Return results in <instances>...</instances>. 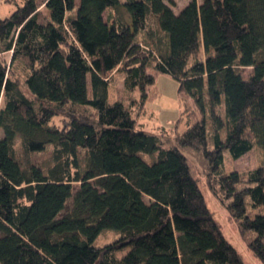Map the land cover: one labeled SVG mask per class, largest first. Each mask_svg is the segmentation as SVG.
I'll use <instances>...</instances> for the list:
<instances>
[{
	"label": "trees",
	"instance_id": "trees-1",
	"mask_svg": "<svg viewBox=\"0 0 264 264\" xmlns=\"http://www.w3.org/2000/svg\"><path fill=\"white\" fill-rule=\"evenodd\" d=\"M175 4L23 0L0 18V54L30 69L25 91L0 59V264H245L186 156L140 129L125 102L109 101L108 74L119 67L145 103L151 66L193 99L199 114L183 142L203 151L217 176L211 190L264 264V214L247 208L264 204V163L246 179L222 172L226 152L238 159L255 144L264 152V0H190L179 12ZM121 7L125 21L106 18ZM59 115L62 126L52 123ZM17 140L26 155L52 145L53 165L35 176ZM110 222L119 237L97 245Z\"/></svg>",
	"mask_w": 264,
	"mask_h": 264
},
{
	"label": "rangeland",
	"instance_id": "rangeland-1",
	"mask_svg": "<svg viewBox=\"0 0 264 264\" xmlns=\"http://www.w3.org/2000/svg\"><path fill=\"white\" fill-rule=\"evenodd\" d=\"M190 0H176V4L173 5L175 12H179ZM199 2L201 0H198ZM79 0H77V3ZM23 3V0H0V18H5L13 12L17 5ZM42 8L45 10L44 5ZM74 13V12H69ZM128 12L124 7L115 10L114 8H108L105 12L106 18L123 19L128 18ZM150 25L156 28V24L153 18L150 19ZM142 31L139 34L140 39L149 37L148 34H144ZM197 57L204 58V52L198 51ZM0 59L7 64L8 73L11 77L16 78L22 85V88L27 91L25 86V79L30 73V69L27 67L26 62L22 59L13 60L12 52H5L0 54ZM149 67L150 73L154 74L156 79L155 83L147 88L149 98L144 102H141L140 91H129L125 87V71L122 68L117 67L108 74L109 79V101L122 100L131 110L133 116L137 120V124L140 129L156 135L166 150L173 148L178 149L184 154L190 165L191 172L196 178L200 189L205 196L207 205L218 222L223 234L235 246L240 255L242 256L245 264H263L259 258H257L252 250L248 246V238L244 236L239 228L238 222L232 218L229 211L226 208V204L221 198L216 195L210 188L209 181L211 179L216 180V174L210 167V163L205 157L203 151L196 148L185 145L184 132L187 129V124L190 116L198 115L199 112L196 109L193 99L187 93H180L179 83L170 74L161 73ZM251 68H245V72H250ZM89 94L91 95V86L89 83ZM93 111L92 109H89ZM218 111L224 112V107H218ZM193 118V117H192ZM67 118L63 115L56 116L52 123L62 126ZM210 121V119H209ZM211 132V129H210ZM211 145V143H210ZM7 153V143L4 137V132L0 128V166ZM16 153L23 164L32 163L33 173L35 176H39L41 172L48 170L53 165V146H48L42 152H35L26 155L23 152L20 141L16 142ZM85 151H80V159L82 166L84 167ZM145 158L148 161L153 160V156L145 154ZM264 163V152L260 144H255V147L241 156L238 159L232 158V156L226 152L224 158V165L222 167L223 173H228L232 170H237L246 179L247 173L256 168L260 164ZM74 185L78 186L75 182ZM70 203V201H69ZM247 208L249 215L264 214V204L253 207L250 200L247 202ZM67 222V221H65ZM120 225L117 223H108L107 228L101 232L96 240V244L103 246L116 240L119 237L117 228ZM250 237V235H249ZM122 253V252H120Z\"/></svg>",
	"mask_w": 264,
	"mask_h": 264
}]
</instances>
